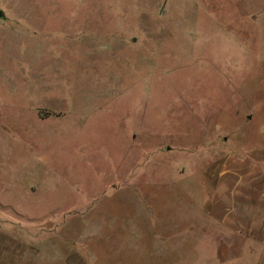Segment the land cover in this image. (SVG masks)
<instances>
[{
  "label": "rangeland",
  "instance_id": "1",
  "mask_svg": "<svg viewBox=\"0 0 264 264\" xmlns=\"http://www.w3.org/2000/svg\"><path fill=\"white\" fill-rule=\"evenodd\" d=\"M0 12V264H258L210 207L264 173V0Z\"/></svg>",
  "mask_w": 264,
  "mask_h": 264
},
{
  "label": "crops",
  "instance_id": "2",
  "mask_svg": "<svg viewBox=\"0 0 264 264\" xmlns=\"http://www.w3.org/2000/svg\"><path fill=\"white\" fill-rule=\"evenodd\" d=\"M210 208L216 221L259 245L258 264H264V173L258 166L237 159L224 164Z\"/></svg>",
  "mask_w": 264,
  "mask_h": 264
},
{
  "label": "water",
  "instance_id": "3",
  "mask_svg": "<svg viewBox=\"0 0 264 264\" xmlns=\"http://www.w3.org/2000/svg\"><path fill=\"white\" fill-rule=\"evenodd\" d=\"M0 15H1V12H0Z\"/></svg>",
  "mask_w": 264,
  "mask_h": 264
}]
</instances>
